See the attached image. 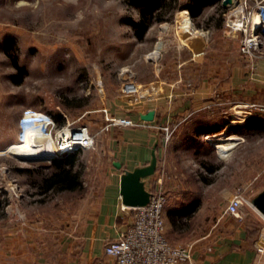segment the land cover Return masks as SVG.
<instances>
[{
	"label": "rangeland",
	"instance_id": "1",
	"mask_svg": "<svg viewBox=\"0 0 264 264\" xmlns=\"http://www.w3.org/2000/svg\"><path fill=\"white\" fill-rule=\"evenodd\" d=\"M12 1L10 0V4ZM27 1L15 11L11 5L1 12L5 18L15 21L3 22L0 30L1 240L3 237H10L18 228L42 227L60 231L78 227L84 212L93 207L92 194L103 171L101 148L105 143L103 135L107 120L101 118L99 103L104 88L109 82L119 84L123 76L133 79L134 71L142 76L147 71L156 69L163 48L176 39L172 29L174 15L169 20L162 21L168 28L163 29L161 24L153 22L146 37L138 39L135 28L127 23L129 18H138V9L129 6L125 0ZM245 2L246 9L242 7ZM233 3L227 7L221 6L220 2L206 5L191 21L198 26H209L214 38L219 34L232 38L234 33L240 38L238 30L230 33L225 31V22L240 17L247 9L251 11L252 22L255 21L256 14H260L264 22L260 13L261 10L264 11L263 8L260 9L264 0H234ZM258 4H261L259 8ZM182 11L177 16L176 23L186 27L190 20L188 14L184 18ZM157 35L161 36L163 43L157 40ZM159 43L162 47L156 51ZM70 45H74L75 49H71ZM49 46L54 48L50 49ZM14 59L25 67L20 83L11 80V75L16 72ZM121 69L126 71L120 74ZM48 90L53 93L51 98L46 94ZM62 92L77 97L86 94L87 106L79 108L84 111L80 113L83 114L80 121L87 123L98 134L93 148L72 153L75 157L74 167L79 168L81 173L82 187L76 191L49 190L43 193L38 183L42 176L54 170L51 160H25L4 149L10 143V147L18 145L23 150L28 146V142L21 144L16 141L19 130L17 119L23 108L28 106L45 109L60 118L61 112L67 113L68 108L59 94ZM233 104H241L243 108L242 103H231ZM259 107L246 106L242 111H232L230 124L238 123V118L235 117H242V129L239 132L241 137L223 142L225 144L214 143V135L225 133L223 131L214 134L201 132L195 137L190 134L198 123H187L173 129L158 158L155 172L148 181L151 186L160 178L165 185L168 193L165 210L181 205L183 197L190 192L200 196V192L207 187L202 183L197 184V179L206 177L219 180L222 177L227 168L226 163L223 165L227 155L224 152L221 156L218 149L225 151L233 146L241 149L246 181L251 179L249 184L244 185L246 192L252 189L254 176L257 178L255 182H264V109ZM248 119H260L262 123L260 126L245 128L244 124ZM211 120L221 121L218 117ZM188 134L192 136L187 138ZM206 134L209 135L205 136ZM210 164L217 166L213 172L206 168ZM237 186L239 185L235 184L232 189ZM215 194L218 197L220 193ZM244 205L246 209L250 207ZM192 209L194 211L190 213V221H181V226L183 229H191L198 222L195 230L200 234L213 222L219 204L212 201L200 202Z\"/></svg>",
	"mask_w": 264,
	"mask_h": 264
},
{
	"label": "crops",
	"instance_id": "2",
	"mask_svg": "<svg viewBox=\"0 0 264 264\" xmlns=\"http://www.w3.org/2000/svg\"><path fill=\"white\" fill-rule=\"evenodd\" d=\"M182 2L186 0H173V7L164 14L170 18L174 15L172 29L176 39L163 48L156 69L147 71L142 76L133 70L135 74L132 80L139 85L137 99L121 90L123 80L116 85L109 82L104 88L99 103L101 118H129L133 124L107 121L103 135L105 143L101 148L103 171L92 194V209L84 212L82 222L74 229H16L10 237L0 239V264H112V257L104 252V244L129 224L133 213L129 206L121 203L120 174L123 169L131 170L148 163L153 145L158 162L165 148L162 143L164 130L161 126H174L175 129L183 124H195L202 119L218 117L226 123L221 131L227 133L225 129L231 123L229 117L232 111H242L249 103L264 105V41L253 56L245 55L238 49L237 34H232V38L220 34L214 38L209 26L195 25L191 21L189 10L178 8ZM218 2L221 5V0L211 5ZM10 3V0H0V30L3 22H15L5 18L1 12L11 5L15 11L28 1L13 0ZM181 11L187 12L189 16L190 22L186 27L176 23ZM162 21L153 22L161 24L163 29L168 28ZM151 25L152 23L141 38L146 37ZM157 40H161L160 35H157ZM69 47L75 49L74 45ZM130 52L132 53V48ZM127 66L130 67L129 64ZM59 94L68 110L66 117L62 114L61 118L54 116L58 124L71 120L83 123L76 118L84 112L79 108L87 106L86 94L81 97L64 92ZM234 102L242 103L243 108L241 104L231 105ZM237 106L240 108L237 109ZM149 109L154 110L153 119H141L140 114ZM236 122L242 124V117L238 116ZM248 122L252 123L251 127L262 123L260 119H248ZM227 134L235 136V139L241 137L240 133ZM238 147L233 146L225 151L218 149L221 156L224 152L227 155V160L223 163L227 164L225 173L219 180L206 177L197 179L196 183L204 184L207 189L201 191L200 196L190 192L181 200L196 204L209 201L219 204L213 222L205 231L198 234L195 230L198 222L191 229H183L181 226V221L188 220L193 209L186 213L176 211L180 205L168 208L169 210L164 207L166 231L168 227L166 237L177 244L194 240L192 255L199 264H264V252L256 250L257 246L264 243V215L250 204H247L250 206L247 209L244 204L240 207V217L222 213L234 191L232 186L236 184L245 188L244 185L251 181H246L244 158ZM115 160L120 162L119 168L113 165ZM151 177L148 175L142 178L145 188L149 186ZM253 178L252 189L249 192L245 190L251 201L264 192V182H255L257 178ZM215 193L220 194L215 197Z\"/></svg>",
	"mask_w": 264,
	"mask_h": 264
},
{
	"label": "built area",
	"instance_id": "3",
	"mask_svg": "<svg viewBox=\"0 0 264 264\" xmlns=\"http://www.w3.org/2000/svg\"><path fill=\"white\" fill-rule=\"evenodd\" d=\"M259 5L261 4L257 5L258 8ZM242 7L247 8L246 2ZM250 14V9H247L246 12H242L240 17L225 22V31L230 33L232 30H238L241 34L239 38L240 52L253 56L264 37V22L255 24L252 19L250 20ZM124 71L126 69H121L120 74ZM122 80L121 90L137 99L139 85L129 77L123 76ZM48 91L46 94L48 98H51L53 93L50 92L51 90ZM248 106L257 105L249 103ZM259 108L264 109V105ZM61 114L64 117L67 116L64 112ZM82 116L83 114L76 119L78 120ZM106 120L113 123L133 124L129 118L106 117ZM17 121L19 130L16 141H20L22 144L27 140L29 134L35 136L36 140L27 148L28 154L25 155L37 157L36 160L49 161L54 156L90 149L96 144L98 131H92L87 123H76L71 120L59 125L54 115L45 109L23 108ZM161 128L164 130L162 143L163 146H166L174 126L164 125ZM11 145L12 143L8 144L4 150L13 153L9 150ZM146 189L150 192L147 203L129 206L133 210L131 221L116 237L107 240L104 244V252L112 257V264H178L181 262L199 264L192 255L194 240L177 244L166 237L163 210L168 193L165 185L158 178L153 185ZM243 204L253 205L245 194V188L237 186L223 207L222 213L240 217V207ZM256 250L260 253L264 252V243L257 246Z\"/></svg>",
	"mask_w": 264,
	"mask_h": 264
},
{
	"label": "trees",
	"instance_id": "4",
	"mask_svg": "<svg viewBox=\"0 0 264 264\" xmlns=\"http://www.w3.org/2000/svg\"><path fill=\"white\" fill-rule=\"evenodd\" d=\"M218 0H186L178 5V8H187L192 18H195L206 5H211ZM130 5H134L138 8L139 16L137 19L129 18L128 22L135 28V35L141 38L146 31L149 24L153 21L168 20L169 15L164 16L165 12L170 11L173 7V0H126ZM176 5V4H175ZM177 6V5H176ZM221 22H218L220 24ZM13 66L16 72L11 75V80L15 83H20L22 76L25 73V67L13 60ZM225 122L218 120H199L198 124L192 129L190 134L198 135L201 132L215 133L221 131L225 126ZM245 128H250L252 123L245 122ZM242 124H228L225 131L227 133H239L241 132ZM186 135L190 138L192 135ZM75 157L72 153H66L61 156H54L51 158V162L54 165L52 170L47 175L42 176L38 187L43 193L49 190L56 191H76L82 187L81 173L79 168L74 167ZM209 171H213L217 168L216 165L210 164L206 166ZM196 203L193 201H185L177 208L176 211L190 212Z\"/></svg>",
	"mask_w": 264,
	"mask_h": 264
},
{
	"label": "water",
	"instance_id": "5",
	"mask_svg": "<svg viewBox=\"0 0 264 264\" xmlns=\"http://www.w3.org/2000/svg\"><path fill=\"white\" fill-rule=\"evenodd\" d=\"M238 1V0H237ZM233 0H221V5L227 7L231 5ZM254 15V14H253ZM252 15V18H253ZM154 115V110L149 109L144 113L140 114V118L143 120H152ZM16 156L25 160H36L37 157H31L28 155H20L13 152ZM113 165L120 167L119 161H113ZM157 167V157L155 151V145H153L151 150V156L148 163L136 166L131 170L123 169L120 174L119 180V193L121 198V203L126 206H139L144 205L149 200L150 192L144 186L145 176L152 175ZM254 207L264 215V192L260 194L254 201H252Z\"/></svg>",
	"mask_w": 264,
	"mask_h": 264
},
{
	"label": "bare ground",
	"instance_id": "6",
	"mask_svg": "<svg viewBox=\"0 0 264 264\" xmlns=\"http://www.w3.org/2000/svg\"><path fill=\"white\" fill-rule=\"evenodd\" d=\"M233 2H234V0H233ZM231 3V4H234V3ZM239 4V3H238ZM261 8H263L264 9V5L263 6H261L260 7V9ZM262 15H263V17H264V11L263 10H261V12H260ZM183 15H184V18H185V15H187V12H183ZM182 17V16H181ZM181 19V18H180ZM180 19H179V21H180ZM181 20H183V19H181ZM185 20V19H184ZM184 22V21H183ZM181 23V22H180ZM254 23L255 24H262V18H261V16H260V14L258 15V14H256V17H255V21H254ZM162 47V44L161 43H159V45L157 46V48H156V51H159V49ZM238 118V117H237ZM214 136H216L215 138V142L214 143H223V142H226V141H229V140H231V139H234L235 138V136H233V135H230V134H227V133H218V134H216V135H214ZM36 140V138H35V136H32V135H30L29 134V136H28V138H27V140L25 141V142H28V146L23 150V149H20V146H18V145H13L12 147H10V149L9 150H11V152H14V153H16V154H20V155H23V154H28L27 152H26V150H27V148L28 147H30V145H32V143L34 142ZM214 140V139H213ZM257 210V209H256ZM261 213V212H260ZM262 214V213H261Z\"/></svg>",
	"mask_w": 264,
	"mask_h": 264
}]
</instances>
